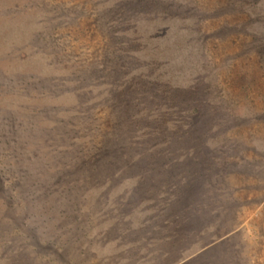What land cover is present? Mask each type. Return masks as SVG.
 <instances>
[{"label": "rangeland", "instance_id": "rangeland-1", "mask_svg": "<svg viewBox=\"0 0 264 264\" xmlns=\"http://www.w3.org/2000/svg\"><path fill=\"white\" fill-rule=\"evenodd\" d=\"M0 264H264V0H0Z\"/></svg>", "mask_w": 264, "mask_h": 264}]
</instances>
